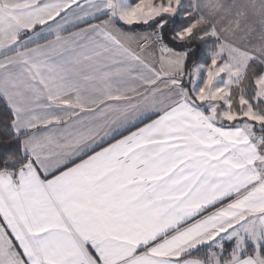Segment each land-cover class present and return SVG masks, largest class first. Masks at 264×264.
<instances>
[{
    "label": "snow or ice",
    "instance_id": "snow-or-ice-1",
    "mask_svg": "<svg viewBox=\"0 0 264 264\" xmlns=\"http://www.w3.org/2000/svg\"><path fill=\"white\" fill-rule=\"evenodd\" d=\"M0 264H264V0H0Z\"/></svg>",
    "mask_w": 264,
    "mask_h": 264
}]
</instances>
